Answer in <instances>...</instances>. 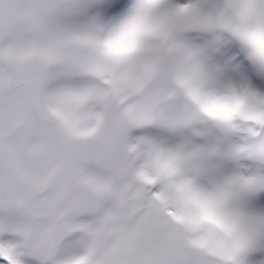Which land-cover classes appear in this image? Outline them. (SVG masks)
Listing matches in <instances>:
<instances>
[{"label": "snow or ice", "instance_id": "snow-or-ice-1", "mask_svg": "<svg viewBox=\"0 0 264 264\" xmlns=\"http://www.w3.org/2000/svg\"><path fill=\"white\" fill-rule=\"evenodd\" d=\"M0 264H264V0H0Z\"/></svg>", "mask_w": 264, "mask_h": 264}]
</instances>
